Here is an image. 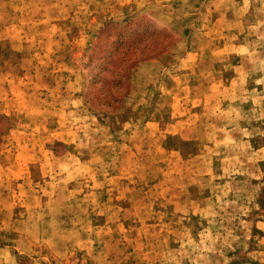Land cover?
<instances>
[{
  "label": "rangeland",
  "instance_id": "374dc122",
  "mask_svg": "<svg viewBox=\"0 0 264 264\" xmlns=\"http://www.w3.org/2000/svg\"><path fill=\"white\" fill-rule=\"evenodd\" d=\"M263 100L264 0H0V264H264Z\"/></svg>",
  "mask_w": 264,
  "mask_h": 264
},
{
  "label": "crops",
  "instance_id": "0c3cea01",
  "mask_svg": "<svg viewBox=\"0 0 264 264\" xmlns=\"http://www.w3.org/2000/svg\"><path fill=\"white\" fill-rule=\"evenodd\" d=\"M259 94L261 92V90L258 91ZM259 109H260V112H261V116L264 115V100L261 101V104L259 105ZM260 123H263V121H261ZM262 149L264 150V148L262 147ZM258 150V149H257ZM264 237V236H263Z\"/></svg>",
  "mask_w": 264,
  "mask_h": 264
},
{
  "label": "trees",
  "instance_id": "16d2710c",
  "mask_svg": "<svg viewBox=\"0 0 264 264\" xmlns=\"http://www.w3.org/2000/svg\"><path fill=\"white\" fill-rule=\"evenodd\" d=\"M123 60H125L124 59V56H119V61H123ZM121 75H122V73H121V70L119 71V78L121 77ZM120 80V79H119Z\"/></svg>",
  "mask_w": 264,
  "mask_h": 264
}]
</instances>
